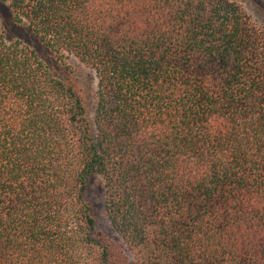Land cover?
Instances as JSON below:
<instances>
[{
  "label": "trees",
  "instance_id": "1",
  "mask_svg": "<svg viewBox=\"0 0 264 264\" xmlns=\"http://www.w3.org/2000/svg\"><path fill=\"white\" fill-rule=\"evenodd\" d=\"M0 4L54 55L0 21V264H264V26L243 5ZM69 57L97 78L93 114Z\"/></svg>",
  "mask_w": 264,
  "mask_h": 264
},
{
  "label": "rangeland",
  "instance_id": "2",
  "mask_svg": "<svg viewBox=\"0 0 264 264\" xmlns=\"http://www.w3.org/2000/svg\"><path fill=\"white\" fill-rule=\"evenodd\" d=\"M248 11L253 20L260 26H264V8L262 0H236ZM0 21L3 25V33L9 42L21 41L24 45L37 49L41 54L48 56L52 61L54 55L49 51L44 50L38 39L27 28H17L13 25V17L9 9L0 4ZM54 63V59L53 62ZM68 67L70 69L66 70ZM58 68L62 77L74 82L82 91L91 114L96 105V91L98 86L97 78L90 69L82 65L77 59L69 57L65 60L64 66ZM88 199L93 205L94 215L97 220L99 230L107 237L120 243L121 239L105 216L104 207V182L101 178H96L92 181L88 194ZM128 256V264H135L131 253L125 248Z\"/></svg>",
  "mask_w": 264,
  "mask_h": 264
}]
</instances>
